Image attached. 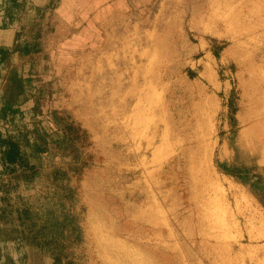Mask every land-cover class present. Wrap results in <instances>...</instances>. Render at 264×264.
<instances>
[{
    "label": "rangeland",
    "instance_id": "1",
    "mask_svg": "<svg viewBox=\"0 0 264 264\" xmlns=\"http://www.w3.org/2000/svg\"><path fill=\"white\" fill-rule=\"evenodd\" d=\"M124 1L0 0V264H264V0Z\"/></svg>",
    "mask_w": 264,
    "mask_h": 264
},
{
    "label": "trees",
    "instance_id": "2",
    "mask_svg": "<svg viewBox=\"0 0 264 264\" xmlns=\"http://www.w3.org/2000/svg\"><path fill=\"white\" fill-rule=\"evenodd\" d=\"M40 147L25 127L0 131V164L7 174L0 181L1 190L7 191L21 182L29 183L38 175L42 165ZM259 196L264 197V190Z\"/></svg>",
    "mask_w": 264,
    "mask_h": 264
},
{
    "label": "crops",
    "instance_id": "3",
    "mask_svg": "<svg viewBox=\"0 0 264 264\" xmlns=\"http://www.w3.org/2000/svg\"><path fill=\"white\" fill-rule=\"evenodd\" d=\"M120 2H125L124 0H120ZM136 85H137V89L138 91L136 92V94H141V96H143V98L148 95V94H152L153 93V90L155 88H158L157 85H158V81H157V78H155V76L151 75L149 77L147 76H143L141 77V81H140V77H138L136 79ZM155 87V88H154ZM152 91V92H151ZM94 93H101V91H93ZM121 92V91H120ZM118 91V93H120ZM77 93V92H76ZM92 93V91H91ZM117 92H114L113 94H115ZM109 93H107L106 95H108ZM85 111L86 113L87 112H91L92 111V108H79V109H74L73 113H75V115H77L83 122V124L85 126H88L90 128H97L99 126H105L106 124L103 123V119L100 117V116H93V117H90V116H87L85 114ZM77 112V113H76ZM84 112V113H83Z\"/></svg>",
    "mask_w": 264,
    "mask_h": 264
},
{
    "label": "bare ground",
    "instance_id": "4",
    "mask_svg": "<svg viewBox=\"0 0 264 264\" xmlns=\"http://www.w3.org/2000/svg\"><path fill=\"white\" fill-rule=\"evenodd\" d=\"M81 26V25H80Z\"/></svg>",
    "mask_w": 264,
    "mask_h": 264
}]
</instances>
